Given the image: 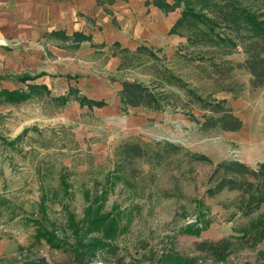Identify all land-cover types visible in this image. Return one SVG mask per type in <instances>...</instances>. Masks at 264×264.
I'll use <instances>...</instances> for the list:
<instances>
[{
	"label": "rangeland",
	"instance_id": "1",
	"mask_svg": "<svg viewBox=\"0 0 264 264\" xmlns=\"http://www.w3.org/2000/svg\"><path fill=\"white\" fill-rule=\"evenodd\" d=\"M239 1L264 13V0ZM163 13L177 15L180 9ZM131 15L116 26L125 31L139 14ZM180 31L184 36L163 34L154 39L148 36L150 31L140 37L128 33L131 45H144L157 58L141 55L125 69L108 74L115 86L127 79L157 88L165 101L161 111L137 106L124 112L117 102L101 113L74 101L57 107L49 96L0 102V264H78L72 248L75 231L84 235V241L104 238L100 229L105 225L86 233L92 217L89 209L95 208L108 222L114 220L112 236L104 240L117 249L97 253L87 264H158L169 252L195 258L197 264H212L210 259L204 261L199 244L220 239L234 244L226 264H262L264 236L252 239V226L264 218V196L260 202L251 200L258 182L247 177L248 193L224 188L210 195L206 189L221 160L236 159L253 168L264 162V86L252 88L250 74L236 67L246 59L241 48L227 55L190 44L185 31ZM114 51L100 52L104 56L97 59L98 75L104 74L102 67ZM2 61L0 88H24L7 67V58ZM6 68L9 73L3 71ZM83 90L100 98L92 84ZM60 91L54 88L51 95ZM191 93L224 102L241 120V127L200 129L197 120L210 112L201 109ZM21 133L15 144L8 143ZM161 140L179 144L181 150L156 159L150 150ZM125 142L140 143L144 155L125 162L119 154ZM39 224L63 245L52 247L45 239L37 240Z\"/></svg>",
	"mask_w": 264,
	"mask_h": 264
},
{
	"label": "trees",
	"instance_id": "2",
	"mask_svg": "<svg viewBox=\"0 0 264 264\" xmlns=\"http://www.w3.org/2000/svg\"><path fill=\"white\" fill-rule=\"evenodd\" d=\"M152 4L165 13L180 9V16L169 30V35H183L180 30H184L186 40L190 44L207 45L222 50L227 55L241 48L246 55V59L243 63L237 64L236 67L245 69L250 74L249 83L252 88L264 86V13L253 8L251 4L242 3L239 0H173L171 4L167 3L166 0H154ZM51 35L63 42L64 48L67 50L74 51L84 42H89L91 47L94 48L105 46L104 44H94L91 35L82 32H73L71 35H67L64 31H55ZM112 48L116 50L112 52V56L120 58L118 69H125L134 61V58L141 55L153 59L157 58L153 51L144 45H138L133 51L122 48L118 43L112 44ZM197 60L202 59L199 57ZM230 69L228 70L230 71ZM32 78L22 76L19 77V80L25 82ZM172 78L175 82H182L180 78L174 76ZM221 88L224 90L232 89L229 86H222ZM117 95L120 108L124 112L128 111V107L137 106H142L151 111H161L165 108L161 91L140 81L121 80ZM35 96H49L57 107H63L72 100L77 101L81 107L86 106L89 109L102 107L107 103L104 99H94L86 96L76 86H69L65 93L56 96L50 95V90L45 85L28 83L26 88L0 89V102L21 103ZM192 97L200 103L201 109H207L210 112L209 114H203L201 120H197L200 129L238 130L241 127V120L232 112L229 106L224 105V102H212L196 94H192ZM190 116L194 117L192 113ZM25 131L24 128L22 133ZM22 133L9 140L8 143L15 144L23 135ZM155 145L150 150V154L156 159L162 157V153L168 155L178 153L181 150L179 144L166 140L156 141ZM144 150L145 148L138 142H125L121 145L119 154L125 162L130 163L133 159L142 157L145 153ZM193 157L201 160L207 158L203 155H194ZM247 177L255 178L258 182L252 190ZM207 182L209 185L206 191L210 195H214L224 188L239 189L247 193L251 190V200L257 199L260 202L264 196V162L258 163L257 168H253L236 159L221 160L215 164ZM95 209L94 211L89 209L92 217H88L86 233H88V230L91 232V228L95 225L101 224L105 225L100 229L103 237H111L116 227L114 220L108 222L105 220V216H99L98 208ZM258 226H252L255 228L254 236H252L253 240H259L264 236V218L259 221ZM77 234L78 232L75 231L77 236L76 245L72 248L75 261L78 264H87L94 261L97 253L116 252L117 248L105 242L102 237L84 241V235L81 237ZM35 238L37 240L45 239L52 247H60L64 243L59 238L54 239L52 233L40 224L36 226ZM199 247L206 254L204 261L210 259L212 264H226L229 253L234 249V244L229 239H220L212 242H201ZM196 262L195 258L169 252L160 258L158 264H197ZM262 264H264V258Z\"/></svg>",
	"mask_w": 264,
	"mask_h": 264
},
{
	"label": "crops",
	"instance_id": "3",
	"mask_svg": "<svg viewBox=\"0 0 264 264\" xmlns=\"http://www.w3.org/2000/svg\"><path fill=\"white\" fill-rule=\"evenodd\" d=\"M145 1L137 3L138 0H115L114 3H106L105 0H0V65L4 63L3 58H7V67L13 69V77L24 84V88L28 83L45 85L50 95L54 88L60 89L54 96L65 93L69 86L78 87L81 93L88 96L83 89L92 84L95 89L93 91L100 94L99 99L107 102L93 109L101 113L109 112L113 109V103H120L117 95L120 83L115 86L108 78V74L120 70V58L112 56V53L108 55L102 67L104 74L98 75L97 59L100 55L104 56L101 53L112 48L114 43L135 50L140 44L131 45L128 33L140 37L150 31L148 36L151 39L163 34L170 36L169 29L180 16L164 14L152 3L148 5ZM133 12L139 15L129 20L125 31L120 30L116 23L121 22L125 16L132 17ZM55 31H64L67 35L82 32L91 35L94 44L105 46L94 48L89 42H84L74 51L67 50L63 42L51 35ZM9 56L11 59H8ZM6 69L3 71L9 73V69ZM22 76L33 78L22 82L19 80ZM74 102L79 105L77 101Z\"/></svg>",
	"mask_w": 264,
	"mask_h": 264
},
{
	"label": "water",
	"instance_id": "4",
	"mask_svg": "<svg viewBox=\"0 0 264 264\" xmlns=\"http://www.w3.org/2000/svg\"><path fill=\"white\" fill-rule=\"evenodd\" d=\"M95 264H98V263H95Z\"/></svg>",
	"mask_w": 264,
	"mask_h": 264
}]
</instances>
